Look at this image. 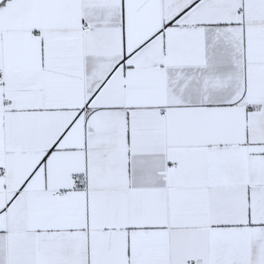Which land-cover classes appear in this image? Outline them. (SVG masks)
<instances>
[{
    "label": "snow or ice",
    "instance_id": "6c2138e0",
    "mask_svg": "<svg viewBox=\"0 0 264 264\" xmlns=\"http://www.w3.org/2000/svg\"><path fill=\"white\" fill-rule=\"evenodd\" d=\"M0 264H264V0H0Z\"/></svg>",
    "mask_w": 264,
    "mask_h": 264
}]
</instances>
